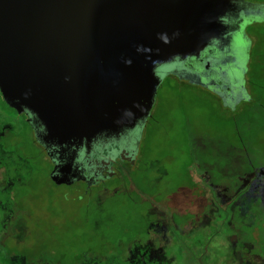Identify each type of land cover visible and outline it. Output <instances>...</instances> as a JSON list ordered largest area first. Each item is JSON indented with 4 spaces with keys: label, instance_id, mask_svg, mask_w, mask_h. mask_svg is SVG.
<instances>
[{
    "label": "water",
    "instance_id": "water-1",
    "mask_svg": "<svg viewBox=\"0 0 264 264\" xmlns=\"http://www.w3.org/2000/svg\"><path fill=\"white\" fill-rule=\"evenodd\" d=\"M252 18L264 2L0 0V92L51 179L90 187L121 156L136 162L165 80L207 49L245 46Z\"/></svg>",
    "mask_w": 264,
    "mask_h": 264
},
{
    "label": "trees",
    "instance_id": "trees-1",
    "mask_svg": "<svg viewBox=\"0 0 264 264\" xmlns=\"http://www.w3.org/2000/svg\"><path fill=\"white\" fill-rule=\"evenodd\" d=\"M250 23L264 25V18H253ZM258 34L260 39L256 41L254 36L248 33L254 49L261 52L264 50V31H258ZM255 64L261 66L262 62ZM251 71L255 80V83L251 84L253 89L251 87L249 95L253 99L252 103L243 107L242 110L235 111L236 113L230 117L236 131L235 140L225 138L223 147L218 145L217 151L207 145L208 154H213L215 158L212 156L208 157L207 162L204 160L205 152L203 151L206 147L201 142H204L202 136L191 133L189 131L191 128L187 127L186 123L183 124L189 132V140L184 147L188 160L181 169V186L160 173L161 170L156 172L157 169L154 171L159 173V179L147 181L143 174L149 172V169L140 168L139 172L134 173L131 167L137 165V162L121 161L123 174L120 176L121 179H115L114 186L123 187L128 201L146 212L151 222L149 225L140 227L139 233L142 235L145 248L141 251V255H133L134 258L129 256L137 244L129 241L126 231L118 237L111 238L107 245L103 243V247H98L100 250L97 252H88L86 246L76 247L75 244H70L68 234L62 238L65 244H62L61 238L53 236L52 232L48 238L40 236L42 242L45 240L49 242L36 249H30L28 245L20 249L18 246L20 240L10 241L11 236H18V233H13L12 230L14 231L18 217L22 213L21 186L25 185L24 192L30 187L33 190L35 183L43 178L39 173L43 170L40 169L42 161L34 157L27 160V157H24L26 155L20 154L22 150L17 149L20 154L18 156L25 161L26 170L9 177L14 178L12 188L4 189L7 188L5 186L1 188L2 191L0 189L4 194V200H11L12 196V205L16 202V208L12 214L7 208L5 228L0 229V236H2L0 247L7 259L13 263H19L17 260V262L14 261L16 257L25 256L29 264H80L77 258L84 259L85 264L90 261L89 259L97 260L99 264H107L110 261H112L110 264H177L180 254L170 247L173 239H180L178 230L190 232L205 224L208 243L206 250L201 252L200 259L212 250L210 247L214 244L218 250L213 249L214 252L222 256L224 254L228 264H264V69H255L253 65ZM176 76L180 82L186 80L179 75ZM182 91L181 93H184V90ZM182 97L185 101V96L182 95ZM177 105L179 106L174 108L173 114L181 121L185 119L186 105L185 103ZM17 116L29 126L24 115L17 113ZM3 127H5L4 133L8 132L7 135L10 138L12 127ZM2 128L0 127V131ZM225 146L231 149L224 148ZM45 155L50 160L48 155ZM124 177L127 178L125 185ZM114 189L113 186L110 188L111 191ZM16 198L17 201H15ZM154 222L159 223L157 228L160 234H163L162 240L165 241V244H162L164 241H159L161 244L157 245L156 250H163L168 257L146 260V256H143L147 253L144 252L146 247L150 246L149 248L155 250L152 244L155 239L150 243L148 227H151L152 223L154 226ZM123 236L127 244L118 245V242L124 241ZM68 240L69 243L66 245ZM90 262V264H96L94 261Z\"/></svg>",
    "mask_w": 264,
    "mask_h": 264
},
{
    "label": "rangeland",
    "instance_id": "rangeland-1",
    "mask_svg": "<svg viewBox=\"0 0 264 264\" xmlns=\"http://www.w3.org/2000/svg\"><path fill=\"white\" fill-rule=\"evenodd\" d=\"M251 1L264 2V0ZM258 31H264V25L250 23L248 33L253 35L256 41L260 39ZM182 90L184 93H181ZM182 95L185 96V101ZM213 97V93L207 88L198 84L191 85L186 81L180 82L176 74H171L159 89L157 103L147 125L140 156L137 165L131 167L132 171L134 170L135 173L136 171L139 172L140 168H147L149 172L143 174L144 179L155 181L159 179V173L156 172L161 170L160 173L169 177L168 179L176 185L181 186V169L185 161L188 160L184 147L189 140V132L186 125L183 127L184 123L191 128L189 130L191 133L202 136L204 142H201L206 147V150L203 151L205 152L203 158L206 162L208 157H214L213 154H208V147L217 151L218 145L223 147L225 138L235 140L236 131L230 121V112H226L221 106H217L216 101L211 100ZM180 103L186 105L184 108L186 110L185 119L183 118L181 121L178 120L179 118L176 119L173 114L174 108ZM15 112L5 103L0 92V127L13 125L10 138L7 135L8 132L4 133L5 127L0 131V189L5 186L7 188L4 189L12 188L14 178L9 177L14 173L26 170L25 161L18 156L20 154L26 155L24 157H27V160L34 157L42 161L40 169L43 170L39 173L40 177L43 178L35 183L33 190L30 187L24 192L23 187L25 185L21 186L22 213L18 217L14 231L12 230L13 233L17 232L18 236H11L10 241L18 242L20 240L18 243L20 249L25 245H28L30 249H36L49 242L48 240L42 242L40 236L48 238L53 233V236H58L61 238L62 244H65L62 238L68 234L70 244L73 243L76 247L86 246L88 252H97L103 247V243L107 245L111 238L118 237L123 231H126L129 241L131 243L134 241V244H137L129 258L141 255L145 246L139 231L140 227L151 223L148 214L128 201L125 189L114 186L115 179L106 181L103 185L89 190L90 192L85 191L83 186L73 187L72 185L77 181L73 184H56L50 177L53 168L51 161L37 142L32 128L23 123V120ZM224 148L231 149L229 146ZM17 149H21L22 152L19 154ZM219 154L221 155L220 152ZM216 161L218 160L216 159ZM155 169H157L156 172ZM117 172L119 176L123 174L122 166L118 168ZM124 181L125 185L127 178L124 177ZM112 186L115 187L113 191L110 190ZM3 195L1 192L0 229L5 228V218L8 215L7 208H9L10 214L16 208V202L12 205V196L10 197L11 200H4ZM10 202L11 204H9ZM154 224V226L152 223L151 227H148L150 228V243L155 239L152 243L155 250L149 248L150 246L146 247L144 252L147 253L143 254L146 256V260L168 257L163 250H156L159 241L164 240H162L163 234L161 235L159 228H157L159 223L154 222ZM181 232L178 230L179 234ZM122 238L124 241L118 242V245L127 244L125 243V236ZM182 239L189 244L179 243L177 238L172 240L174 251H178L180 254V256L178 255L180 260L177 264H201L202 262L205 264H228L224 254L221 258L220 254L214 252V250L218 251L214 244L210 247L212 250H209V253L200 259V254L204 248H201L200 244L197 246V239L192 238V236L187 238L184 235H182ZM68 243L69 240L66 241V245ZM162 244H165V241ZM60 246L62 247L61 244ZM16 260L19 263L10 262L0 247V264H29L25 256L16 257L14 261L17 262ZM78 260H80V264H85L84 259L78 258ZM89 260L92 261V259ZM90 261L87 264H90ZM93 261L99 264L97 260Z\"/></svg>",
    "mask_w": 264,
    "mask_h": 264
},
{
    "label": "flooded vegetation",
    "instance_id": "flooded-vegetation-1",
    "mask_svg": "<svg viewBox=\"0 0 264 264\" xmlns=\"http://www.w3.org/2000/svg\"><path fill=\"white\" fill-rule=\"evenodd\" d=\"M252 19H250V21ZM248 37V42L245 46L234 47L233 49H228L223 53L219 50L211 51L210 49L203 51L201 59L187 63V66L190 68V72L183 77L186 79V82H189V84H198L211 91L214 95L211 100L216 101L218 104L217 106H221L224 111L230 112V117L236 113L235 111L242 110L243 107L252 103L253 99L249 97V95L251 94V84L255 83V80H253L254 76L251 71L253 65L255 69H264V50L261 52L256 51L252 42H250V35H248ZM208 60L210 61L209 64ZM256 62H262V65L258 66L255 64ZM181 76H183V74H181ZM255 77L257 78V75H255ZM12 110L14 111V109ZM10 126L12 127L11 124ZM146 129L147 126L145 128L143 140L145 138ZM122 160L130 161L131 159L125 155L121 156V158L118 159V163L113 166V171L110 172V175L106 176L108 171H105L104 175L97 177V182L90 187H88L87 183L84 181H78L72 186H83L85 191H89L95 187L103 185L108 180L117 178L121 179L117 171L121 166ZM89 176H91V174H89ZM182 235L187 238L192 236V238L197 239V246L200 244L201 248H204V251L206 250L208 240L205 224L191 230L190 232H181V240L178 238L179 243L189 244L186 240L182 239ZM173 247L174 245H171L170 248ZM205 255L206 254H204V257ZM220 256L221 258L223 257L222 254H220ZM201 264H205V262H202Z\"/></svg>",
    "mask_w": 264,
    "mask_h": 264
}]
</instances>
